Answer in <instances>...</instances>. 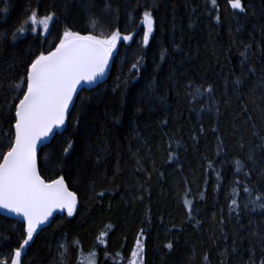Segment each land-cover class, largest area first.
I'll use <instances>...</instances> for the list:
<instances>
[{
	"label": "trees",
	"instance_id": "trees-1",
	"mask_svg": "<svg viewBox=\"0 0 264 264\" xmlns=\"http://www.w3.org/2000/svg\"><path fill=\"white\" fill-rule=\"evenodd\" d=\"M243 2L241 13L230 0H0V140L12 82L66 29L99 34L95 17L133 35L39 153L41 175L63 176L78 203L34 234L21 264H61L62 243L65 264H131L138 240L135 264L264 261V210L251 203L264 197V0ZM146 8L155 25L144 45ZM31 10L55 14L47 33L16 31ZM25 230L0 214V259Z\"/></svg>",
	"mask_w": 264,
	"mask_h": 264
},
{
	"label": "snow or ice",
	"instance_id": "snow-or-ice-1",
	"mask_svg": "<svg viewBox=\"0 0 264 264\" xmlns=\"http://www.w3.org/2000/svg\"><path fill=\"white\" fill-rule=\"evenodd\" d=\"M210 3L215 7L217 0H210ZM230 4L234 10L241 13L246 11L243 0H230ZM110 10L111 5L108 4L103 11ZM54 16L53 13L38 18L37 11L31 10L16 31H35L36 25H42L47 33ZM141 22L146 29L142 42L147 45L155 25L153 14L147 8L142 13ZM90 24L93 29L99 30V34L89 31L82 35L79 31L66 29L55 50L47 54L40 52L30 60L24 75L12 82L11 98H5L4 107L12 113L14 123L10 121V124L14 131H5L3 140H0V150L7 149L0 151V208L21 216L26 222V230L19 247L11 254L10 261L0 259V264H21L22 252L53 211L66 210L68 216H72L76 210L77 194L69 191L63 176L51 181L41 176L38 146L45 138L54 135L55 129L65 126L69 118V107L81 83H93L103 76L117 44L133 40L132 34L124 35L119 28L105 31L107 26L99 24L95 17L90 18ZM13 39H16L15 34ZM132 67L136 68L137 65ZM249 71L254 72L255 69ZM236 83L241 81L237 79ZM195 91L198 93L199 89ZM208 91L211 92V88ZM70 147L71 144L68 145ZM244 191L251 193L252 190L245 188ZM232 203L235 205L237 201L233 199ZM251 203L255 206L254 210L256 207L264 210V197H256ZM61 247V264H65L69 253L66 246ZM167 247L171 249L172 245ZM142 253L143 245L138 240L137 251L132 255L137 257L142 256ZM204 259L207 260V257ZM90 264H94V261Z\"/></svg>",
	"mask_w": 264,
	"mask_h": 264
},
{
	"label": "water",
	"instance_id": "water-1",
	"mask_svg": "<svg viewBox=\"0 0 264 264\" xmlns=\"http://www.w3.org/2000/svg\"><path fill=\"white\" fill-rule=\"evenodd\" d=\"M118 46H119V43L117 44V48H118ZM117 48H116V50H117ZM116 50L114 51L113 56H112V59L109 61L108 68L106 69V71H105V73H104L103 76L98 77V79L95 82H93V83L82 82L81 85L77 88V93L73 97V103L69 107V117H70V114H71V112L73 110V107H74V105H75V103L77 101V98H78L79 94L81 93V91H83L84 89L85 90H91V89L97 87L98 85L104 83L105 81H107V79L109 78L111 69H112L113 57H114V54H115ZM68 120H69V118H68ZM68 120L66 121L65 126L63 128L55 129L54 130L55 134L52 135V136H50V137L45 138L42 141V143L38 146L37 151H38V167H39V169H40V166H39V153H40L41 149L43 147L49 145L52 142V140L55 138L56 135L62 134L66 130L67 125H68ZM46 181H51V180H46ZM68 189H69V191H72L69 187H68ZM65 213H67L66 210L56 209L55 211H53V213L49 217L48 221L46 223L40 225V227L37 229L36 233L40 232L42 229H44L47 226H49L51 224L52 220L54 219V217H56L57 215H63ZM0 214L1 215H4L6 217L12 218V219H16V220H18V221H20V222H22V223H24L26 225V222L23 220V218L21 216H18L15 213H12V212L8 211L7 209L0 208Z\"/></svg>",
	"mask_w": 264,
	"mask_h": 264
},
{
	"label": "rangeland",
	"instance_id": "rangeland-1",
	"mask_svg": "<svg viewBox=\"0 0 264 264\" xmlns=\"http://www.w3.org/2000/svg\"><path fill=\"white\" fill-rule=\"evenodd\" d=\"M49 26H50V25H49ZM35 27H36V30H35L34 32H37V31H39V30H43V26H42V25H36ZM43 31H44V30H43ZM62 38H63V36H62ZM62 38H61V39H62ZM59 42H60V41H59ZM58 44H59V43H58ZM54 50H55V49H54ZM116 51H117V50H116ZM45 54H47V53H45ZM62 245L65 246L64 243H62L61 246H62ZM61 249H62V247H61ZM62 250H63V249H62ZM136 259H137V257H134V256H133V257H132L131 264H135Z\"/></svg>",
	"mask_w": 264,
	"mask_h": 264
}]
</instances>
